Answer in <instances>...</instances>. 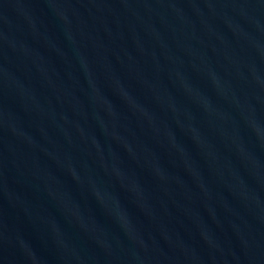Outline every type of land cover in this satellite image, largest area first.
Wrapping results in <instances>:
<instances>
[{"label":"water","instance_id":"water-1","mask_svg":"<svg viewBox=\"0 0 264 264\" xmlns=\"http://www.w3.org/2000/svg\"><path fill=\"white\" fill-rule=\"evenodd\" d=\"M0 264H264V0H0Z\"/></svg>","mask_w":264,"mask_h":264}]
</instances>
